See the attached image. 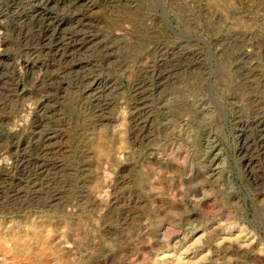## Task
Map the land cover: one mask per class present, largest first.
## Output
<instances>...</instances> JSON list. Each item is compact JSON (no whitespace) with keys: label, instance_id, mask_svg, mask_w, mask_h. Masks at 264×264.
I'll return each instance as SVG.
<instances>
[{"label":"rangeland","instance_id":"1","mask_svg":"<svg viewBox=\"0 0 264 264\" xmlns=\"http://www.w3.org/2000/svg\"><path fill=\"white\" fill-rule=\"evenodd\" d=\"M0 188V264H264V0H0Z\"/></svg>","mask_w":264,"mask_h":264},{"label":"bare ground","instance_id":"2","mask_svg":"<svg viewBox=\"0 0 264 264\" xmlns=\"http://www.w3.org/2000/svg\"><path fill=\"white\" fill-rule=\"evenodd\" d=\"M5 2V1H4ZM74 15V14H73ZM34 16V15H33ZM39 22V21H38ZM78 30H80V29H78ZM89 30V29H88ZM81 31V30H80ZM82 32H84V31H82ZM44 33V32H43ZM77 31H73V32H69V33H67L66 35H64V36H62V37H59L57 40H55L54 41V47H55V49L57 50V53H58V55H60V56H64V57H68V58H70V59H75L78 55H77V53H76V51L74 52L73 50H77V51H80L83 47H84V45H85V43H86V41L88 40V39H85V37H83V36H81L79 33H81V32H79V33H77ZM82 34V33H81ZM80 35V37H78ZM87 35H88V33H87ZM91 35V34H90ZM93 35V34H92ZM91 39V38H90ZM38 43V42H37ZM42 46V45H41ZM105 48V47H104ZM103 48V49H104ZM106 49V48H105ZM101 50V49H100ZM93 51V50H92ZM105 51V50H104ZM57 53H56V55H57ZM101 54V53H100ZM108 54V53H107ZM59 56V57H60ZM82 56V55H81ZM105 56V55H104ZM58 57V58H59ZM95 57V56H94ZM93 57V58H94ZM101 57V56H100ZM80 59V58H79ZM96 59V58H95ZM98 59V58H97ZM165 59V58H164ZM85 60V62L83 63V64H85V65H89V68L90 69H92L93 68V66H92V62H93V59L92 58H90V59H84ZM72 61H74V60H72ZM76 61V60H75ZM74 61V62H75ZM102 61H104V59L102 60ZM73 62V63H74ZM81 62V61H80ZM67 63V62H66ZM94 63V62H93ZM95 64V63H94ZM96 65V64H95ZM158 65V64H157ZM165 66V65H164ZM95 67V66H94ZM86 69V68H85ZM75 70V69H74ZM82 70V69H81ZM76 71V70H75ZM144 72H145V70H144ZM86 73V72H85ZM159 73H161V72H159ZM87 78L88 77H86V76H84V77H82V79H81V82H83V81H86L87 80ZM157 78H159V77H157ZM142 79V78H141ZM144 80V79H143ZM141 84H142V82H141ZM138 87V86H137ZM105 90V85L104 84H102V83H100V81H98L97 80V78H96V76H94V77H90L89 78V81H87L86 82V84L84 83V87H83V91H88L92 96H93V98L94 99H97L99 96H101L102 95V92ZM138 90V89H137ZM144 91V90H143ZM146 92V91H145ZM88 93V94H89ZM105 101V100H104ZM42 126V125H41ZM26 158V157H25ZM40 167V166H39ZM38 168V167H37ZM28 169H29V166H28V160H26V159H24V162H22L21 163V165H20V171L22 172V173H27L28 172ZM34 169V168H33ZM30 170V169H29ZM34 172V171H33ZM32 172V173H33ZM4 183V182H3ZM4 184H7V183H4ZM10 184V183H9ZM6 187V186H5ZM1 189V188H0ZM4 189V188H3ZM3 195V194H2ZM53 196H52V198H56L57 197V193H53L52 194Z\"/></svg>","mask_w":264,"mask_h":264}]
</instances>
